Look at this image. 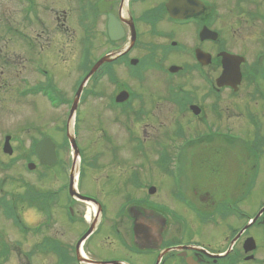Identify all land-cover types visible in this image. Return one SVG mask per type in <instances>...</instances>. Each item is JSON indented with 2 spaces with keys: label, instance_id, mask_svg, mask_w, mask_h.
Masks as SVG:
<instances>
[{
  "label": "flooded vegetation",
  "instance_id": "flooded-vegetation-1",
  "mask_svg": "<svg viewBox=\"0 0 264 264\" xmlns=\"http://www.w3.org/2000/svg\"><path fill=\"white\" fill-rule=\"evenodd\" d=\"M224 53L238 58V73L219 83ZM123 91L127 101H114ZM88 97L106 99L102 112L129 110L116 121L132 152L140 143L152 153L198 146L204 173L168 162L163 176L174 191L166 202L129 197L106 229L95 188L79 187L98 207L87 218L91 204L70 195L60 133ZM159 101L171 111L147 109ZM11 111L15 121L0 119V264H85L88 243L91 264H264V0H70V8L63 0H0V117ZM190 124L200 129L196 139ZM44 138L52 145L41 163L34 148ZM207 177H225L227 186L214 188ZM67 224L85 227L71 245ZM208 235L212 245L201 239ZM100 236L107 247L95 244Z\"/></svg>",
  "mask_w": 264,
  "mask_h": 264
},
{
  "label": "rangeland",
  "instance_id": "rangeland-1",
  "mask_svg": "<svg viewBox=\"0 0 264 264\" xmlns=\"http://www.w3.org/2000/svg\"><path fill=\"white\" fill-rule=\"evenodd\" d=\"M63 1L64 3H67V6L69 5L70 8V0H63ZM70 11L71 13H73L74 11L73 7H71ZM15 18L18 20L19 15H16ZM70 21L71 22L69 25L71 28V24L74 25L72 16L70 18ZM192 85L195 86L194 83H192ZM155 98L160 99L161 96H159V94L157 95V97L154 96L153 98L154 101ZM106 103L107 101L105 98L98 100L88 97L84 101V105L82 107H79V109L77 110V118H75V124H73L72 122L70 123L71 124L70 134H74L76 137V141H78V143L80 144L79 147L81 150H79V154H82L81 158H83L80 161V163L78 161L79 168L80 166L82 167V173L84 174L82 180L79 181V185L83 193H87L91 189L95 188V191H92L93 194H96L99 199L98 201L100 203H103L104 206L106 207V210L102 213L103 215L101 216L100 221L98 220L100 222L99 225L104 226V229H106L105 226H107L109 223L108 220L109 218H111L110 216H114L113 210L116 207H119V205L122 204V202H124L129 197H139L141 195L149 196L147 191L149 190V188L153 187L155 189L154 190L155 192L151 196H155V197L151 199L154 201L157 200V201L166 202L165 198L166 197L169 198L168 195L174 191L173 186L171 184H168L170 181L168 182V180L163 176V174L160 171L158 172L156 169H153L154 168L153 164L156 162V157L158 155L156 156L155 152H153L152 154V151L148 149V145L140 143V146L143 149H137V151L134 150L133 152L131 151L130 147L133 144L131 143L128 144L127 141H125V137H126L125 133L122 130L121 124L117 122L122 120L123 116L118 117L116 116L117 113L116 111H112V110L110 111L107 109L104 110V112H102L104 104ZM147 109H150L152 111L154 109L155 110V112H153L154 114L155 113L162 114L171 111V108L170 107L168 108L166 101L165 102L159 101L158 106H156L155 108L148 107ZM12 113L17 114L16 112L11 111L8 114L9 116L8 118L3 115L0 117V119L2 118L3 122L6 124L8 123V119L10 118V123H12L13 121H15L13 116L12 118L10 116L12 115ZM17 115H19V113ZM26 115H28L27 112ZM45 121H46L45 118H43L42 121H40V123L37 124L43 126ZM195 127H196L195 124L194 125L190 124L187 131L189 132V134H191L189 136L196 139L198 136L196 134L200 129H198V127L197 128ZM170 129H172V126L170 127ZM161 130L159 132H162V134L163 132L166 133L165 128H161ZM169 131L170 130H168L167 133ZM60 134L63 135V133ZM165 143H169V142L167 141L164 142L163 144ZM191 148L192 150H188L187 152L183 153V157H184L183 159L185 161L186 166L190 162V164L193 165L191 169L195 171L194 173L195 175L199 173L200 170L201 172L204 173V167L202 166V163L199 165L200 158L198 154L200 150L199 149L193 150L194 148H198V146H191ZM217 150L218 148L217 149L215 148L213 152L215 151L217 154ZM160 151H165V150L163 148ZM66 154H67L65 155L66 160L69 161L70 154L68 152ZM209 157H211V155L207 156L206 159L209 160ZM216 157H218V155ZM170 167L171 166H169L168 170H170ZM135 177L137 179V182L138 180L140 182L136 187L134 185L130 186L129 182H132V178L135 179ZM210 179L211 178L206 179L207 180L206 183L210 184L214 188L220 189L221 186H227L226 182L228 181L225 177L223 178L220 177L221 179L220 182L216 180L212 184L210 183L212 182ZM182 180H183L182 190H186L189 192L190 191L189 187L190 185H192L191 181H193V179L189 175L186 177L182 176ZM196 181L198 182H195L194 184H199L201 182L198 179ZM121 182H123L124 184L126 183V185H123ZM220 183H222V185ZM96 208H98L96 204L86 206L85 215L89 217V215L95 213ZM30 219L34 220L32 218V215H30ZM38 219L39 216L35 220L36 223L38 222ZM115 219L117 220L118 218ZM119 222H120L119 224L124 225L123 226L124 229H128V226L126 224H123L124 218L122 216H120ZM83 227L84 226L81 224H78L77 226L76 225L67 226L68 230H66V232L68 238L66 237V233H65V237H66L65 242L67 245L69 244L71 245L73 243V240L77 238V234L79 233V231H82ZM195 230L197 231L199 229H195ZM208 232L209 231L207 230V233ZM100 238H98L100 242L95 244H99L101 245V247H107L108 243H106L105 241L104 242L101 241L102 238L101 239ZM201 239L204 240L206 245L208 244L212 245V240H210L209 235L207 236V238L201 236ZM92 241L97 242L96 239ZM88 244L83 245L84 247L81 251V257L85 264H91L89 262L90 258H88L84 253V251L86 250L89 251L90 249ZM101 247L99 249L100 252L101 250H103L101 254H106L108 250L101 249ZM35 264H54V262H52L51 259L46 258V259H39V261Z\"/></svg>",
  "mask_w": 264,
  "mask_h": 264
},
{
  "label": "water",
  "instance_id": "water-1",
  "mask_svg": "<svg viewBox=\"0 0 264 264\" xmlns=\"http://www.w3.org/2000/svg\"><path fill=\"white\" fill-rule=\"evenodd\" d=\"M227 65H229V63H226ZM71 144H72V140H71ZM73 145V149H74V154L77 153V150H76V146L74 144ZM151 193H153L152 189L149 190Z\"/></svg>",
  "mask_w": 264,
  "mask_h": 264
},
{
  "label": "bare ground",
  "instance_id": "bare-ground-1",
  "mask_svg": "<svg viewBox=\"0 0 264 264\" xmlns=\"http://www.w3.org/2000/svg\"><path fill=\"white\" fill-rule=\"evenodd\" d=\"M181 159H182V157H181ZM209 171L210 172H212V173H217V171L216 170H214V169H209ZM77 176H76V174H75V178H76ZM80 246V245H79Z\"/></svg>",
  "mask_w": 264,
  "mask_h": 264
}]
</instances>
